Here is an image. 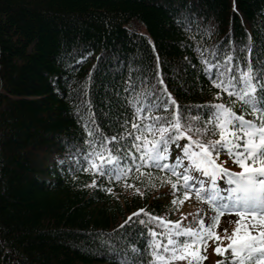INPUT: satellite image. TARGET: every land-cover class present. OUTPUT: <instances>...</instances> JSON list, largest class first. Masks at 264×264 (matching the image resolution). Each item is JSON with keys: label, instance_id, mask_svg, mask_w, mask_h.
<instances>
[{"label": "trees", "instance_id": "1", "mask_svg": "<svg viewBox=\"0 0 264 264\" xmlns=\"http://www.w3.org/2000/svg\"><path fill=\"white\" fill-rule=\"evenodd\" d=\"M249 68L252 76L264 72V0H0V264H146V228L163 240L175 226L139 213L133 220L144 225L117 226L141 207L175 220L185 189L173 193L172 169L148 168L156 186L147 188L129 177L144 195L123 180L97 178L113 187L109 193L87 186L93 174L74 170L69 154L90 151L85 141H93L123 155L132 145L122 134L135 135L138 108L139 124L179 111L195 127L212 128L216 121L204 124L210 103L252 119L232 89L212 83L229 75L238 83ZM113 135L120 139L105 140ZM217 138L218 130L202 137ZM186 143L187 136L170 143L165 163L191 175ZM232 158L222 153L216 162L240 171ZM217 175L225 195L229 182ZM216 261L232 264L231 254Z\"/></svg>", "mask_w": 264, "mask_h": 264}, {"label": "snow or ice", "instance_id": "2", "mask_svg": "<svg viewBox=\"0 0 264 264\" xmlns=\"http://www.w3.org/2000/svg\"><path fill=\"white\" fill-rule=\"evenodd\" d=\"M224 59L228 60L229 56H225ZM253 71L254 69L249 68L241 73L244 79L238 83L234 82L230 75L227 83L221 80L217 84L215 79L212 81L225 91L232 89L239 100L243 101V106L251 109L252 119H248L246 113L234 111L231 104L210 103L207 105L208 111L204 114L206 116L204 124L216 121L212 128L195 127L194 118H185L179 111L160 112L156 117L158 124L151 122L139 124L142 114L138 108L136 122L131 123L135 135L133 136L131 132L122 134L130 138L132 145L123 155H112L107 148L98 147L93 141H85V144L90 146V151L77 149L69 154L68 160L75 166L74 170L93 174L87 186L100 187L101 190L112 193L113 187L97 184V178L107 179L109 183L115 180L117 184L123 180V186L132 188L136 194L144 195L140 187L130 181L129 177L135 181H145L144 187L147 188L150 185L156 186L151 175L145 177L148 168L154 167L161 169L162 172L172 169V174L176 177L171 182L173 193L178 192L182 185L185 189L183 198L195 192L197 198L206 200L211 205L210 211L214 214L209 215L210 222L205 223L201 217L197 228H182L180 220L166 221L163 216L146 213L143 207L130 213L129 218L117 227L136 223L144 225L143 219L133 220L137 213L147 215L149 220L160 222L165 228L169 225L175 226V231L169 232L163 240L156 237L157 235L164 237V233H157L152 227L146 228L151 238L148 245L151 260L146 264H171L175 260L200 264V261L206 259L203 251L208 247L207 240L222 239L215 228L219 224L220 215L224 213L237 215L236 226L232 228V235L228 237L229 243L223 247L217 243L214 251L222 254L225 248L230 249L232 264H252L253 261L255 264H264V72L252 76ZM224 75L221 73V78ZM238 86L239 90H237ZM166 95L169 100L172 99L170 94L166 93ZM215 96L220 97L221 92L217 91ZM161 100V107L168 109L169 104L163 102V97ZM165 116H170L171 122L165 120ZM124 123L127 124L128 121ZM217 130V139H202L208 132L217 135ZM190 131L196 132L197 135L193 137L189 134ZM185 136L191 144H184L182 151L186 159L191 162L193 173L191 175L189 169L177 171L175 164L165 163L170 143L177 141L178 137ZM118 139H120L119 135L105 137V140ZM141 141L142 143H137ZM192 145H195V148H192ZM72 147L76 148L75 145ZM101 151L105 154H101ZM222 153L234 157L232 162L238 163L241 170L232 172L218 165L216 157ZM176 159L179 160L180 157L177 156ZM133 169L136 172L134 177ZM218 172L223 173L229 182L230 187L226 189V196L222 195V190L218 187ZM201 175L209 178L202 179ZM167 180L166 176L162 178V182ZM172 203H177L175 195ZM199 211L197 209V212ZM185 215L188 214L181 213V218L183 219ZM223 231L227 232V229ZM132 248L133 251H139L135 246ZM121 264L124 262L122 261ZM214 264H225V262L215 261Z\"/></svg>", "mask_w": 264, "mask_h": 264}, {"label": "rangeland", "instance_id": "3", "mask_svg": "<svg viewBox=\"0 0 264 264\" xmlns=\"http://www.w3.org/2000/svg\"><path fill=\"white\" fill-rule=\"evenodd\" d=\"M234 158L231 159V162ZM234 163V162H233ZM238 164V163H236ZM239 165V164H238ZM194 194H191L187 198H183L179 202V208H178V215L175 218V220H180V225L182 228H197L201 217H203L205 223L210 222L209 221V215H212V213L209 207H206L204 203H201L199 201H196V198L193 197ZM227 193H225V196ZM197 209L200 211L197 212ZM181 213H187L188 215H185L183 219L181 218ZM205 213H208V215H205ZM237 215H227L224 213L223 215H220L219 218V224L215 228V231L217 234L222 237L220 240H215L214 238H209L207 240L208 247L206 250L203 251V255L206 256V259L203 261L205 264H214V262L221 256V255H230V249H224L222 254H218L214 251V248L217 243L223 247L224 245L229 243L228 237L232 235V228L235 227V221L237 219ZM227 229V232L223 231V229ZM223 257V256H222ZM180 262H186L187 260H176Z\"/></svg>", "mask_w": 264, "mask_h": 264}]
</instances>
